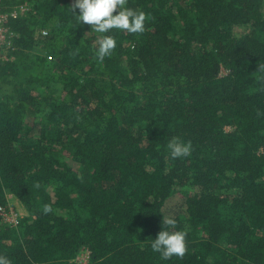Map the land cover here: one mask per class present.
I'll return each mask as SVG.
<instances>
[{"label":"trees","instance_id":"obj_1","mask_svg":"<svg viewBox=\"0 0 264 264\" xmlns=\"http://www.w3.org/2000/svg\"><path fill=\"white\" fill-rule=\"evenodd\" d=\"M21 4L0 264H264V0Z\"/></svg>","mask_w":264,"mask_h":264},{"label":"built area","instance_id":"obj_2","mask_svg":"<svg viewBox=\"0 0 264 264\" xmlns=\"http://www.w3.org/2000/svg\"><path fill=\"white\" fill-rule=\"evenodd\" d=\"M27 10V5L21 4L19 6H14L11 10L1 11L0 5V47L3 44H6L7 47L11 46L9 38L13 35V33L9 30L6 23L10 18H16ZM42 33L45 34V30L42 31ZM0 214L5 222L10 224H15L17 222V214L12 210V207L5 208V206H0Z\"/></svg>","mask_w":264,"mask_h":264},{"label":"rangeland","instance_id":"obj_3","mask_svg":"<svg viewBox=\"0 0 264 264\" xmlns=\"http://www.w3.org/2000/svg\"><path fill=\"white\" fill-rule=\"evenodd\" d=\"M39 52H42L41 47H38L36 49H33L30 52V55L33 54V53L38 54ZM42 54H44V51H43ZM31 136L32 137H36L37 136L36 128L32 129ZM75 262L77 264H87V262H88V256H87L86 252H83V253H80L79 255H77V257L75 258Z\"/></svg>","mask_w":264,"mask_h":264}]
</instances>
